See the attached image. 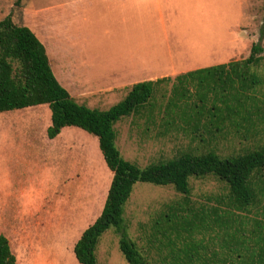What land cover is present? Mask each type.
I'll use <instances>...</instances> for the list:
<instances>
[{
  "label": "rangeland",
  "instance_id": "rangeland-1",
  "mask_svg": "<svg viewBox=\"0 0 264 264\" xmlns=\"http://www.w3.org/2000/svg\"><path fill=\"white\" fill-rule=\"evenodd\" d=\"M8 16L15 25L29 28L48 50L55 78L77 103L104 110L128 91L127 81L112 83L117 77L110 79L109 70L121 61L120 51L137 50L136 62L137 58L152 60L157 51L166 60V46L156 48L163 40H177L183 34L192 38L209 29L215 39L224 40L231 32L239 35L245 42L236 51L242 52L231 61L246 58L264 24V0H155L148 10L133 0H0V21ZM146 40L147 46L142 44ZM151 41L154 51L148 46ZM261 45L264 49V36ZM233 51H219L208 64H220L221 57ZM122 58L126 60L127 55ZM174 63L151 73L180 70L190 62ZM252 72L264 81V61ZM134 75L141 76L140 72ZM135 80L132 83L141 79ZM172 82L156 87L157 104L166 101ZM259 91L264 93V86ZM145 117H124L114 126L121 155L139 167L184 151L211 150L229 157L264 147L262 132L256 139L241 141L230 131L213 143H203L193 140L194 134L183 123L165 127L160 116L154 123H146ZM49 125L50 111L44 104L0 113V235L8 239L16 264H78L73 246L100 215L112 179L96 137L65 127L56 138L48 139ZM190 187L188 199L193 206L227 191L211 175L191 178ZM182 199L171 186L134 185L123 218L128 236L143 249L149 264L168 263L152 224L164 204ZM245 231L232 228L230 235L241 239ZM118 238L113 228L101 235L97 264H127ZM202 238L203 244L218 249L224 233L197 235V240Z\"/></svg>",
  "mask_w": 264,
  "mask_h": 264
},
{
  "label": "trees",
  "instance_id": "trees-1",
  "mask_svg": "<svg viewBox=\"0 0 264 264\" xmlns=\"http://www.w3.org/2000/svg\"><path fill=\"white\" fill-rule=\"evenodd\" d=\"M263 36L264 24L246 58L187 72L174 82L163 78L134 83L120 102L102 110L77 103L62 87L44 45L29 28L15 25L9 16L0 21V113L47 105V138H56L65 127L87 132L97 138L112 172L100 215L73 246L78 264H97L100 237L110 228L118 234V249L127 264H149L143 249L128 236L123 218L136 183L171 186L184 196L164 204L152 224L154 237L166 249L167 264H264V147L229 157L211 150L184 151L139 167L121 155L114 128L124 117L146 116V123H154L160 116L165 127L183 123L193 140L203 143H213L230 131L241 141L258 138L264 133V93L259 91L264 81L252 68L264 61ZM168 82H172L170 94L159 105L156 87ZM209 175L225 184L226 193L193 206L188 199L190 179ZM232 228L248 232L235 239ZM216 231L224 233L218 249L203 244V238L197 240V235ZM0 264H16L4 235H0Z\"/></svg>",
  "mask_w": 264,
  "mask_h": 264
},
{
  "label": "crops",
  "instance_id": "crops-1",
  "mask_svg": "<svg viewBox=\"0 0 264 264\" xmlns=\"http://www.w3.org/2000/svg\"><path fill=\"white\" fill-rule=\"evenodd\" d=\"M133 1L135 5H141L145 7V10L151 8L153 3L155 2V0H133ZM206 30L208 32H206ZM206 30L199 32L197 35H192L191 36L192 38H186V36L183 34L180 36V39L177 40H173V41L163 40L161 44H158L156 46V48L166 46V51H167L166 60L161 59V53L157 51L155 57H153L152 60L149 61L148 59L137 58L138 61L136 62L135 57H137L138 55L135 54V51L137 50L127 51V52L120 51L119 57H121V61L119 62V65L117 66L114 65L111 68V70H109V72L111 73L110 79L117 77V80H115L112 83H116L119 81L120 82L127 81L128 82L127 86L129 90V88L134 84L132 82L136 81L135 79H141L140 82L156 81L163 78L173 79L187 72L214 66L215 64L209 65L208 63H213L210 61V59L215 57V54H218L219 51L234 50L233 53H231L230 55L227 56L223 55V57H221L223 58V60L220 64L231 61V59L234 58L235 55H238L240 54V52H242L236 50L239 48L241 44H243V42H245V40H242L239 37V35H237L236 33L231 32L230 35L227 34L228 36L224 37V40H221V37H219L218 35H217V37H219L218 39H215V37H210L209 36V34L211 33L210 30L209 29ZM184 36L185 38H183ZM146 42L147 44H149V41L147 40L144 42L142 41V44L147 46ZM167 45H168V50H167ZM148 46L150 47V51H152V49L154 51L155 46L154 44H152V41ZM171 51H176V52L172 54ZM124 53L127 55L126 60L122 58V55ZM177 61L181 62V64L186 62H190L194 64H190V63H186L183 65L179 64L181 65L179 68L180 70H175L170 72L164 71V72H159L158 74H155L154 72L151 73L152 69H161L162 67L163 68L174 67L175 64L174 62ZM145 63L146 64L148 63L147 65L149 66L145 67L144 66ZM135 72H140L141 76L139 77L135 76L134 75Z\"/></svg>",
  "mask_w": 264,
  "mask_h": 264
}]
</instances>
